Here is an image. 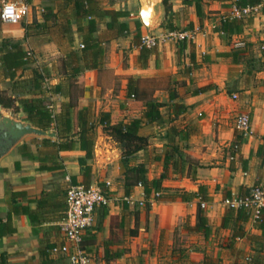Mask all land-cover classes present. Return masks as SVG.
<instances>
[{
	"label": "crops",
	"instance_id": "crops-1",
	"mask_svg": "<svg viewBox=\"0 0 264 264\" xmlns=\"http://www.w3.org/2000/svg\"><path fill=\"white\" fill-rule=\"evenodd\" d=\"M3 1L0 0V9ZM96 1L104 11L125 12L117 19L128 24L129 32L115 36L114 28L107 26L113 14L98 17L94 35L103 40V64L100 68H83L76 74L72 73L73 66H62L63 59L72 50L88 59L92 53L81 50L86 34L81 27L88 19L78 24L72 0H29L30 12L21 23L6 24L0 19V45L3 39H11L33 52L31 62L19 68L14 78L6 77L0 68V88L9 91L4 83L13 82L15 92L11 89L9 95H20L19 101L44 95L55 113H60L66 103L73 105L74 116L85 107L94 113V156L88 161L92 165L91 184L107 190L110 203L96 209L94 224L84 233L91 264H183L187 253L203 259L205 255L219 257L221 264L245 262L247 256H259L264 261V230L254 219L245 224L246 236L237 238L231 246L233 230L222 227L229 209L224 198L244 194L254 184H264V9L243 17L239 29L226 35L219 28L223 18L232 12L230 0H203L201 17L196 4L169 0L164 20L150 33L190 29L196 31V38L165 40L142 66L137 45L139 0ZM46 12L56 16L47 20V27H39L28 36L25 25L44 23ZM141 23L140 33L148 32ZM80 64L83 66V61ZM35 69L45 77L43 86L37 89L32 87ZM22 71H26L22 78H28L26 88L17 87ZM131 78L136 80L135 98L128 94ZM57 85L59 89L55 91ZM200 87L207 89L195 93ZM151 100L166 103L162 112L167 121L144 123L140 128V134L149 137V145L136 154V162L147 163L148 178H158L164 170V161L159 157L168 141L171 104L186 105L184 122L195 132L177 142L191 160L184 173L171 168L163 180L161 198L144 206L140 204L146 198L141 185L131 189L132 202L125 200L122 145L104 131L99 118L102 112L110 113L112 123L141 117ZM19 108V116L27 117L23 107ZM242 112L249 113L252 121V134L247 137L235 124L236 116ZM34 136L38 135L23 137L0 158L1 216L4 220L10 218L14 227L12 233L0 238V264H41L43 252L49 253L52 264H71L66 254L53 249L66 242L61 230L66 192L72 179L84 181L79 157L86 151L79 147L57 151L42 136H38L39 143L31 145ZM51 139L58 141V134ZM235 140L240 142L236 152ZM201 185L208 196L204 209L211 226L208 236L185 228L186 223H197L201 197L183 200L173 196L178 192L198 193ZM25 208L35 213V219ZM106 251L123 254L113 258L108 253L106 258Z\"/></svg>",
	"mask_w": 264,
	"mask_h": 264
},
{
	"label": "trees",
	"instance_id": "trees-1",
	"mask_svg": "<svg viewBox=\"0 0 264 264\" xmlns=\"http://www.w3.org/2000/svg\"><path fill=\"white\" fill-rule=\"evenodd\" d=\"M75 5V13L77 15L78 24L81 23L82 19L87 18V24L83 25L81 28L86 30V34L83 37L82 43L84 47L81 50H90L91 57L84 58L81 53L77 50H72L63 59L62 66L67 68V66L72 67V73L76 74L82 71L83 68L95 69L100 68L103 64L104 47L102 45L103 40L100 37H96L94 34L98 31V17H103L108 13L113 14L112 20L107 23L108 28H114L115 36H121L129 32V27L126 22H119L118 16L126 14L123 11H104L102 10L96 0H72ZM202 1L203 0H184L186 5L196 4L197 13L202 16ZM169 0H165L168 5ZM260 0H238L240 6L256 5L259 4ZM56 15L52 12L45 13L46 21L44 23H39L34 21L31 24L25 25L27 30V35L32 36L34 31L39 27H47V20L54 18ZM242 18L233 16L232 14H227L223 18L222 24L219 30L224 32L226 35H230L234 30L239 29ZM138 37L139 42L137 45L140 48L139 62L142 66L147 64L150 54L153 52L154 48H147L140 46V38L142 33H140V27L142 25L141 21L138 20ZM1 37V32H0ZM185 41V40H184ZM0 68H2L6 77L14 78L16 71L31 62L28 57V51L24 50L21 42L13 41L11 39H3L0 45ZM83 61V66L80 62ZM78 63V66L73 64ZM45 82L44 74L41 70L35 69L33 86L34 88H41ZM59 85L54 87L55 91H58ZM207 87H200L195 90V93L202 92L206 90ZM136 93V80L131 78L128 83V94L131 95ZM16 98L11 95H7L5 90L0 88V102L5 103L7 106L12 105ZM23 110L27 113V119L30 120L35 125L45 129L54 130L58 134V141H52L51 138L44 137L43 141L47 142L50 146L56 148L57 151L64 150H74L79 147L81 150L86 151L85 156L79 157V162L81 166V171L84 176V181L78 183L72 179L71 185H91L93 174L92 165L88 162L94 156V144L96 136V121L94 118V113L89 107L82 108L78 110L77 114L74 116L71 103H66L63 105L60 113H55L48 107V100L44 95L22 98L20 99ZM166 103L151 100L148 101L145 106V110L141 117L133 118L129 121H122L119 123H112L110 113L102 112L100 114L99 122L103 125L105 132L113 135L117 138L122 145V157L120 159V165L122 170V176L124 178V187L126 195H131V189L137 185H141L144 188L145 197L147 200L161 198L155 196L156 192H161L163 190V180L168 176L169 170L173 168L175 172L184 173L189 160L185 157V153L180 148L177 143L178 140L187 139L189 135L195 130H189L188 124L184 122L188 114L187 107L184 103L175 102L170 105L172 110V115L168 118L169 126L166 131V138L168 139L163 156L159 157V160L164 161L163 172L158 178L150 179L148 178V167L146 162H136V154L144 150L149 145V137L140 134V128L144 123H165V115L162 112V108ZM240 142L235 140L233 143V151L236 152L239 147ZM193 170H196V166H193ZM68 190V189H67ZM67 194V192H66ZM174 197H181L183 200H188L192 197L200 196L202 200H208V196L205 192V187L200 186L198 193H187L178 192L173 194ZM148 202L147 206H150ZM67 208V203H66ZM65 208V211H66ZM103 214L106 209L103 208ZM25 212L29 213L35 219V213L29 208L24 209ZM65 214V213H64ZM64 217V215L62 216ZM251 218L250 213L245 209H231L229 208L223 218L222 227L231 228L233 234L230 240V246L237 238L245 237L247 230L245 228L246 222ZM197 223L192 226L188 223L185 224V228L190 231L202 232L205 236H208L211 232V226L208 224L207 217L204 213V209L199 207ZM256 225L264 230V209L261 217L255 220ZM14 227L12 225L11 219L8 218L4 220L1 216L0 208V238L6 234L12 233ZM264 239V236H263ZM104 256L108 258L105 252ZM110 254V253H109ZM123 252L111 253V257L118 258L122 256ZM41 264H52V260L49 257V253H42ZM245 262L236 261L234 264H264V261L259 257L247 256ZM222 260L219 257H213L205 255L203 259V264H221Z\"/></svg>",
	"mask_w": 264,
	"mask_h": 264
},
{
	"label": "built area",
	"instance_id": "built-area-1",
	"mask_svg": "<svg viewBox=\"0 0 264 264\" xmlns=\"http://www.w3.org/2000/svg\"><path fill=\"white\" fill-rule=\"evenodd\" d=\"M231 1V14L236 17H245L257 14L264 9V0H260L259 4L240 6L238 0ZM13 6L14 15H18V19L13 22L11 17L5 18V9ZM29 0H4L0 9V19L6 24L21 23L30 12ZM172 38L178 41L190 40L196 38V31L190 29H173L163 34H155L146 32L140 38V46L147 48L158 47L165 40ZM81 48L84 44L81 43ZM33 56L31 50L28 51V57ZM135 98V93L131 94ZM53 110L52 105H48ZM236 128L244 137L252 134V121L249 113L242 112L236 116ZM161 192H156L155 196H159ZM126 201L132 202L130 196H126ZM155 199L142 200L141 205H146L149 201L152 203ZM67 208L61 221V230L64 234L66 242L60 246L54 247V251L62 252L69 257L71 264H91V258L84 247V233L94 224L95 211L99 206H107L110 203V196L100 185H70L66 194ZM224 205L231 209H245L250 213L252 219L256 220L261 217L264 209V184L257 183L252 185L248 192L244 194H233L224 198ZM203 209L208 205L207 201L200 199Z\"/></svg>",
	"mask_w": 264,
	"mask_h": 264
},
{
	"label": "water",
	"instance_id": "water-1",
	"mask_svg": "<svg viewBox=\"0 0 264 264\" xmlns=\"http://www.w3.org/2000/svg\"><path fill=\"white\" fill-rule=\"evenodd\" d=\"M139 2L141 21L148 32H152L164 20L168 5L165 3V0H139ZM0 130L9 139L7 146L0 152V158L27 135H38L49 138H55L57 136L54 130H45L32 123L27 117H20L19 113H5L0 118Z\"/></svg>",
	"mask_w": 264,
	"mask_h": 264
},
{
	"label": "rangeland",
	"instance_id": "rangeland-1",
	"mask_svg": "<svg viewBox=\"0 0 264 264\" xmlns=\"http://www.w3.org/2000/svg\"><path fill=\"white\" fill-rule=\"evenodd\" d=\"M32 51V50H31ZM26 73V71H22L20 72V74H18V79H17V87H21V88H26L27 86V81L28 78H22V76ZM1 79V78H0ZM0 85H1V81H0ZM14 86V83L11 81H6L4 83L3 87H6L7 89H9V91L11 92L12 87ZM6 94L9 95V91L5 90ZM13 91V89H12ZM15 92V91H13ZM19 97L20 95L16 96L15 98L18 99V101L15 102L16 105H18L19 107H22L21 102L19 101ZM18 103V104H17ZM36 140V141H35ZM38 141V142H37ZM36 143L40 142V138L38 136H34V138L30 139V144L34 145ZM31 149V147H30ZM146 206V205H144ZM185 240H188L185 238ZM212 256V255H211ZM185 258H183V264H201L203 262V258L201 255H197V254H191V253H187V255L184 256ZM205 257V256H204Z\"/></svg>",
	"mask_w": 264,
	"mask_h": 264
},
{
	"label": "flooded vegetation",
	"instance_id": "flooded-vegetation-1",
	"mask_svg": "<svg viewBox=\"0 0 264 264\" xmlns=\"http://www.w3.org/2000/svg\"><path fill=\"white\" fill-rule=\"evenodd\" d=\"M0 105H1L0 106V118H2L5 115V113L16 114L20 111L19 106L16 105L15 102L10 106H7L5 103H2V102H0ZM8 141L9 139L6 136V134L1 132L0 130V152H2L3 148L7 146ZM19 142L20 140L14 146H16Z\"/></svg>",
	"mask_w": 264,
	"mask_h": 264
},
{
	"label": "clouds",
	"instance_id": "clouds-1",
	"mask_svg": "<svg viewBox=\"0 0 264 264\" xmlns=\"http://www.w3.org/2000/svg\"><path fill=\"white\" fill-rule=\"evenodd\" d=\"M14 8L13 6H8L6 9H5V13H4V17L7 19L9 17H11L13 19V22H15L16 19H18V15H14Z\"/></svg>",
	"mask_w": 264,
	"mask_h": 264
}]
</instances>
